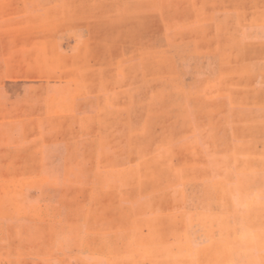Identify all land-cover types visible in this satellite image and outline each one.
<instances>
[{"label":"rangeland","instance_id":"374dc122","mask_svg":"<svg viewBox=\"0 0 264 264\" xmlns=\"http://www.w3.org/2000/svg\"><path fill=\"white\" fill-rule=\"evenodd\" d=\"M196 11L0 0V264H264V26Z\"/></svg>","mask_w":264,"mask_h":264},{"label":"crops","instance_id":"0c3cea01","mask_svg":"<svg viewBox=\"0 0 264 264\" xmlns=\"http://www.w3.org/2000/svg\"><path fill=\"white\" fill-rule=\"evenodd\" d=\"M257 1H261L262 3L260 2V4L258 3L259 5L254 4L252 6V0H227V9L229 10L227 16L236 19L232 21L233 24H255L264 26V1ZM185 3H187L190 9H195L196 17H198L196 10H208L210 11V17L217 18L220 16L219 13H217L219 9V0H185ZM202 22L203 21H196L195 23ZM210 22L212 23V21ZM257 40H259V46L264 47V32L260 33Z\"/></svg>","mask_w":264,"mask_h":264}]
</instances>
